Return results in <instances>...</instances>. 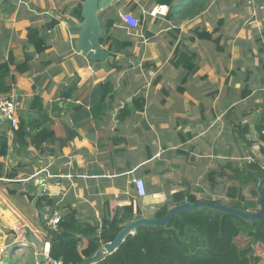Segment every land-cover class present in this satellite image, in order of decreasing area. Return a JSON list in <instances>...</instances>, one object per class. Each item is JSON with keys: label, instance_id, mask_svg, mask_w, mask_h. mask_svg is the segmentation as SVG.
Wrapping results in <instances>:
<instances>
[{"label": "crops", "instance_id": "crops-1", "mask_svg": "<svg viewBox=\"0 0 264 264\" xmlns=\"http://www.w3.org/2000/svg\"><path fill=\"white\" fill-rule=\"evenodd\" d=\"M201 1L199 14L182 19L183 0L156 16L149 11L159 0H0V63L31 55L27 70L12 65L7 79L17 117L43 115L54 135L38 146L28 136L19 144L0 118L7 143L0 156V264H48L45 225L54 211L73 208L92 225L105 210L112 218L129 205L132 219L154 216L159 205H174L180 190L228 199L232 167L249 159L264 167L255 131L264 117V0ZM87 8L108 53L102 59L81 47L92 41L82 35ZM30 28L45 45L41 52L27 40ZM111 40L124 46L114 51ZM180 51L192 53L196 66L183 91L185 69L173 64ZM106 81L111 89L102 100L98 85ZM36 97L40 111L31 105ZM132 177L143 180L144 195Z\"/></svg>", "mask_w": 264, "mask_h": 264}, {"label": "trees", "instance_id": "trees-1", "mask_svg": "<svg viewBox=\"0 0 264 264\" xmlns=\"http://www.w3.org/2000/svg\"><path fill=\"white\" fill-rule=\"evenodd\" d=\"M159 2L170 5L169 10L173 9L172 0H159ZM204 4L205 2L201 0H183L177 14L182 19L192 18L203 10ZM110 24L111 21L106 24L104 32L108 30ZM195 31L200 38L211 39V34L206 31L199 32L198 29ZM27 40L39 52L45 48L35 28L28 30ZM101 40H105V35ZM116 42L111 40L109 45L114 51L124 46V43L117 45ZM30 58L31 55H26L22 61L15 62L10 55L6 61L0 63V92L8 93L10 90L7 81L10 76V66L14 65L16 71L24 72L28 68ZM193 58L192 53L176 52L173 64L185 69L178 86L179 91H183L181 84L196 70ZM98 89L103 100L111 88L106 81L99 84ZM31 105L40 111L39 97H36ZM44 124L43 115L28 120L18 119L17 126L12 129L14 140L20 144L24 142L23 138L28 136L30 142L38 146L41 138L53 139V133ZM255 131L258 139L264 142V117L255 126ZM72 136L73 133L68 135V139ZM242 139L248 145L253 142L245 135ZM64 142L66 140L61 139V143ZM6 151L7 143L1 139L0 156L5 155ZM262 152L264 153V147ZM230 180L232 182L226 188V196L230 200L228 206L257 210L259 208L257 183L261 181V189L264 193V167L258 161L249 159L242 167L231 168ZM247 183L254 185L250 196L244 194L243 187ZM185 197L191 202L198 200L187 190H180L173 194L172 203H182ZM203 199L217 203L222 201L220 198L204 197ZM45 200L51 206L54 205L55 200ZM168 207V202L159 205L155 216L162 217ZM132 213L131 205L117 209L112 218L105 210L101 223L92 225L79 220L73 208L66 210L61 214L54 228L45 225L49 241L48 256L54 260H61L64 264H81L87 260H89L87 264H264V218L260 221L248 220L206 206L182 210L166 226H138L134 233L128 234L116 249L102 254L95 260L90 259L101 246L115 238L123 225L132 220ZM241 234L247 235L249 239L243 247L236 242V238ZM4 261L5 264H17L10 258Z\"/></svg>", "mask_w": 264, "mask_h": 264}, {"label": "water", "instance_id": "water-1", "mask_svg": "<svg viewBox=\"0 0 264 264\" xmlns=\"http://www.w3.org/2000/svg\"><path fill=\"white\" fill-rule=\"evenodd\" d=\"M102 6V3L101 5ZM98 6V7H99ZM97 7L94 8V10ZM85 15V26L82 31V35H91L92 41L89 44H82L83 53H88L89 56L93 59H102L107 56V52L100 48L98 37L100 35L99 24L96 15L89 10L88 8L84 11ZM257 192L259 195V208L257 210H244L241 208H236L222 203H217L210 200L198 199L194 202L189 201L187 198L184 199L182 203L171 205L167 208L166 213L162 217L154 216H139L135 219H132L128 223L122 226L115 238L107 244L101 246L96 253L90 259H97L102 254L110 253L118 247V245L127 237L128 234L134 233L135 229L138 226H166L169 221L178 214V212L190 209L198 208L202 206L210 207L213 209H218L223 212H228L232 214L239 215L240 217L253 221H260L264 218V193L261 189V181L257 183ZM89 260L84 261L81 264H87Z\"/></svg>", "mask_w": 264, "mask_h": 264}, {"label": "built area", "instance_id": "built-area-1", "mask_svg": "<svg viewBox=\"0 0 264 264\" xmlns=\"http://www.w3.org/2000/svg\"><path fill=\"white\" fill-rule=\"evenodd\" d=\"M245 1L250 2L251 0ZM167 11L168 5L157 4L149 11V14L151 16L165 15ZM119 16L123 21L127 23H131L132 21V16H130L128 13L119 12ZM0 118L4 121H7L12 128L17 126L18 117L16 113L15 103L13 101V98L8 93L0 92ZM131 181L132 183H134L137 193L139 195H144L145 189L143 180L138 177H132ZM60 217L61 215L54 211L53 214L47 219L46 225L50 228H54L60 220ZM19 236H21L22 239H25V236L23 234H19ZM45 254L47 255V251ZM46 258H48V264H64L61 260L51 259L48 255Z\"/></svg>", "mask_w": 264, "mask_h": 264}, {"label": "rangeland", "instance_id": "rangeland-1", "mask_svg": "<svg viewBox=\"0 0 264 264\" xmlns=\"http://www.w3.org/2000/svg\"><path fill=\"white\" fill-rule=\"evenodd\" d=\"M254 187V185L252 184V183H247V184H245L244 185V194H246V195H250V193H251V189ZM220 203H222V204H224V205H229V203H230V200L229 199H225V197L224 198H222V201L220 202ZM248 237H247V235H245V234H241V235H239L237 238H236V242H237V244L240 246V247H243L247 242H248ZM263 260H264V255H263Z\"/></svg>", "mask_w": 264, "mask_h": 264}]
</instances>
